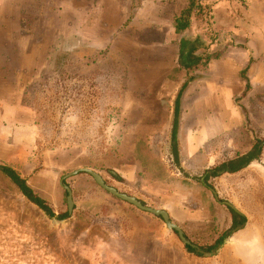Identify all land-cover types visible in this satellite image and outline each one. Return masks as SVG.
Returning <instances> with one entry per match:
<instances>
[{"label": "rangeland", "instance_id": "374dc122", "mask_svg": "<svg viewBox=\"0 0 264 264\" xmlns=\"http://www.w3.org/2000/svg\"><path fill=\"white\" fill-rule=\"evenodd\" d=\"M212 1L217 5L218 0ZM245 1L233 0L241 9L237 15L220 8L215 21L209 25L210 33L217 24L227 26L232 16L239 19L237 22L246 23L240 20L245 16L242 10ZM87 5V0H8L5 10L10 9V18L0 17L8 25L6 30L0 29V70L6 67L16 73L14 79L10 77V86L15 81L17 100L31 109L37 126L36 144L31 154H26L19 146L0 148V168L11 167L42 189L39 190L41 196L55 214L50 217L31 203L0 169V264H136V257L128 256L127 262L126 259L120 261L119 243L123 239L119 234L138 224L142 213H148L110 194L89 174L69 175L77 169H91L109 186L155 208L150 203L151 197L140 190L137 179L129 182L119 174L120 161L128 159L125 151L135 146L124 135H133L134 119L143 116L135 103L134 73L138 68L135 57L139 47L117 43L114 33L111 36L99 28L89 29L88 16L94 19L96 15L94 12L82 15L77 10L81 8L80 11L86 12ZM260 11L258 5L252 8V23L258 33L263 34L264 15ZM200 14L204 16L205 11ZM190 16L192 27L175 32L181 41L195 39L201 34L200 22L205 20L202 16ZM129 18L128 11L118 32L136 38L138 30L131 28ZM89 39L92 44L88 43ZM96 42L103 44L95 45ZM124 103H127L125 109ZM155 113L162 117L166 110ZM253 126L259 143L264 139V128ZM162 134L157 133L158 136ZM147 137V127H144V139ZM155 141L147 144L138 139L141 162L150 166L155 154L146 149L161 148L168 170L177 175L169 161L170 142L159 144L157 138ZM189 168L195 172L200 170L198 165ZM195 172L186 176L199 182L203 174ZM255 173L254 184L245 185L246 178L240 185L243 190H235L233 195L230 192L223 199L238 202L237 209L244 211L251 230L249 234L259 238L255 252L244 254L227 246L222 253L206 259L189 251L185 245L187 252L205 264H264V170L257 168ZM194 180L190 182L195 199L199 198L206 206L212 205L209 192ZM63 184L71 190L73 208L70 213ZM56 194L59 200L55 199ZM122 203L129 209L122 210L119 207ZM129 213H135L134 220H129ZM226 213L223 206L216 207L218 226ZM65 214L68 215L59 218ZM160 220L164 225L161 217ZM184 228L185 231L181 230L186 238L202 250L210 252L219 245L213 243L217 231L211 230V226L186 225ZM170 233L182 243L177 233Z\"/></svg>", "mask_w": 264, "mask_h": 264}, {"label": "crops", "instance_id": "0c3cea01", "mask_svg": "<svg viewBox=\"0 0 264 264\" xmlns=\"http://www.w3.org/2000/svg\"><path fill=\"white\" fill-rule=\"evenodd\" d=\"M7 1L0 0V17L8 19L10 9L5 10ZM87 1L86 12L80 11L81 8L77 10L82 15L87 12H94L96 15L94 19L88 16L89 29L99 28L111 36L114 33L117 35L115 38H118L117 43L139 47L135 57L138 67L134 73L135 103L136 109L141 110L143 116L134 119V134L124 135L135 146L125 151L128 159L120 161V176L129 182L137 179L140 190L151 197L150 203L156 209L165 210L170 220L184 231L186 225L194 228L211 226V230L217 231L216 240L213 241L219 244L216 248L213 247L215 251L219 248L216 255L225 251L227 246L234 248L236 252H255L259 238L249 234L251 230L249 231L244 211L237 209L238 202H226L223 199L230 192L233 195L235 190H243L240 185L246 178L248 181L245 185L255 183L257 168L264 170L263 146L258 155L260 160H249L235 172L221 169L215 175L212 172L221 164L253 150L255 142H258L253 125L257 124V129L264 128V33L259 34L252 23V8L260 6V12L264 15V0H246L245 7L242 8L245 16L240 20L247 22H237L239 19L232 16L227 26L217 24L212 34L209 25L215 21V14L220 12V8L237 15L240 7L233 0H230L233 2L232 7L228 0H218L217 5L211 0L209 13L207 9L204 10L205 15L202 17L205 23L200 22L201 34L195 39H186L188 41H181L176 33L190 29L191 19L188 26L180 32L176 31L175 23L177 17L189 7L190 0ZM128 11L131 28L138 30L136 38L131 35L125 37L118 32ZM7 28L8 25L0 20V29ZM261 36L263 39L258 40ZM88 43L92 44V39ZM100 43L96 42L95 45ZM182 57L192 62L187 68L180 64ZM7 60L10 61L9 58ZM14 75V70L10 71L9 68L0 70V148L19 146L29 155L36 144L37 126L31 109L17 100L15 81L10 86V77L14 79ZM185 82L188 84L180 99V113L173 138L172 111L178 92ZM123 105V109L127 108V103ZM159 110H166V113L160 117L159 113H155ZM144 127H147L146 139ZM164 127H167L166 131L163 130ZM158 132L163 134L158 136ZM155 136H158L156 138L159 144L162 141L170 142L169 161L177 175L168 170L161 148L146 149L148 153L155 154V161L150 166H144L141 162L138 139L145 140L148 144L156 140ZM196 165L199 166V171L189 168ZM193 172L203 174L199 182L186 176ZM22 178L45 200L39 192L42 189L31 184V180ZM192 180L209 192L212 205L206 206L199 198L195 199L190 182ZM55 199H60L58 194ZM126 203L119 204V207L128 210ZM218 206H223L227 212L219 226L215 216ZM210 207H213L212 210ZM232 210L244 216L245 223L233 227ZM134 216L135 213H129V220H134ZM140 218L138 224L133 225L126 233L119 234L123 239L119 243L121 262L124 259L127 262L129 256L136 257V264H205L199 257L185 250V244L170 233L174 231L165 228L159 216L142 213ZM238 243L245 248L238 247Z\"/></svg>", "mask_w": 264, "mask_h": 264}, {"label": "trees", "instance_id": "16d2710c", "mask_svg": "<svg viewBox=\"0 0 264 264\" xmlns=\"http://www.w3.org/2000/svg\"><path fill=\"white\" fill-rule=\"evenodd\" d=\"M201 7H199L200 5ZM211 5V0H190L189 2V7L181 14V16L177 17L176 19V23H175V28L177 32L182 31L185 27L188 26L189 24V18L191 17L190 15H195L197 16H202L200 14V12H204V10L207 9V12L209 13L208 9L210 8ZM187 17V18H186ZM203 17V16H202ZM190 63L188 59L185 58H181L180 64L181 66H183L184 68H187ZM187 82H185L177 95V98L174 102V122H173V138H174V134L176 131V127H177V118L179 116L180 113V99L182 96V93L184 91V89L187 86ZM260 148H258L257 146H255L253 148V150H251L250 152H248L247 154L240 156L234 160H230L227 161L223 164H221L219 166V168L221 170L227 171V172H235L237 170H239L241 167H243V165L247 164L249 162V160H251L252 158H254L255 154H258L260 152ZM1 171L12 181L13 184L16 185V187L19 189V191L21 192V194L26 197L31 203H33L34 205H36L39 209H41L46 215L52 217L54 216V212L50 209V207L48 206V204H46V202L40 198L37 193L34 192V190L26 183V181L19 176V174L12 169L11 167H7V166H2L1 167ZM217 171H213L212 174H216ZM66 215H62L59 216V218H64L66 217ZM232 215H233V227L236 226L237 224H242L245 222V217L238 215L235 211L232 210ZM189 251H193V249H191L189 246H187Z\"/></svg>", "mask_w": 264, "mask_h": 264}, {"label": "water", "instance_id": "95a60500", "mask_svg": "<svg viewBox=\"0 0 264 264\" xmlns=\"http://www.w3.org/2000/svg\"><path fill=\"white\" fill-rule=\"evenodd\" d=\"M78 172H85L88 173L89 175H91L93 177V179L95 180V182L104 190H106L107 192H109L110 194L118 197L119 199L126 201L132 205H134L135 207L139 208L142 211L151 213L153 215L159 216L161 217V219L164 221V225L165 228L168 231H174L175 233H177L179 239L187 246L193 248L195 250L196 253L201 254L204 257H211V256H215L217 254V252L219 251V248L215 251L212 250L210 252H204L202 251L197 245L191 243V241L189 239H187L184 234L183 231L181 230V228L179 226H177L176 224H174L170 218L168 213L163 210V209H156V208H152V207H148L146 205H144L140 200H138L136 197L128 195L126 193H122L120 191H118L116 188L109 186L108 184L105 183L104 179L97 174L96 172L92 171L91 169H87V168H82V169H77L73 172H71L69 175H74ZM64 188L67 191V204H68V211L69 213L72 211L73 208V201H72V197H71V190L70 188L66 185L63 184ZM228 241H231V239H229ZM238 247L242 246L243 249L245 248V246L243 244H237ZM244 254L248 253L247 250H243Z\"/></svg>", "mask_w": 264, "mask_h": 264}, {"label": "flooded vegetation", "instance_id": "af4514ba", "mask_svg": "<svg viewBox=\"0 0 264 264\" xmlns=\"http://www.w3.org/2000/svg\"><path fill=\"white\" fill-rule=\"evenodd\" d=\"M255 146H257L258 148H260V149H261V148H262V146H264V139H263L261 142H259V143H258V142H256V143H255ZM255 146H254V147H255ZM260 151H261V150H260ZM260 153H261V152H260ZM258 155H259V153H258V154H255V155H254V158H252L251 160H260V159H261V157H259ZM251 160H250V161H251ZM219 169H220V168H219V167H217V168H215V171H217V172H218V170H219ZM216 174H217V173H216ZM244 223H245V222H244ZM242 224H243V223H242ZM242 224H240V225H242ZM235 228H236V227H235ZM228 234H230V233H228ZM185 237H186V236H185ZM186 247H187V245H186ZM198 247H199V246H198ZM190 248H191V247H190ZM199 248H200V247H199ZM191 249H193V248H191ZM200 249H201V248H200ZM193 251L195 252V250H194V249H193ZM195 253H196V252H195ZM196 254L200 255L199 253H196Z\"/></svg>", "mask_w": 264, "mask_h": 264}]
</instances>
